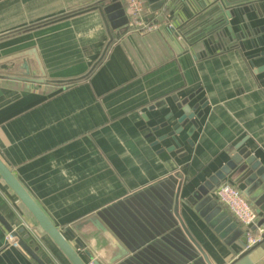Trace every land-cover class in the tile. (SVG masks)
I'll use <instances>...</instances> for the list:
<instances>
[{
    "label": "crops",
    "instance_id": "1",
    "mask_svg": "<svg viewBox=\"0 0 264 264\" xmlns=\"http://www.w3.org/2000/svg\"><path fill=\"white\" fill-rule=\"evenodd\" d=\"M100 1L0 0V157L87 263L90 254L100 264H207L173 212L178 191L194 241L211 264H229L242 247L226 244L186 197L238 144L264 165V72L246 57L248 39L244 51L237 44L242 22L218 0H171L150 17L144 0L157 27L110 28L109 39L91 7ZM170 9L179 34L165 26ZM242 17L244 27L264 22L254 8ZM190 94L206 101L177 144L167 115ZM225 181L243 190L228 174L209 192L232 215L214 195ZM0 214L46 264H70L1 176ZM0 264H38L1 222Z\"/></svg>",
    "mask_w": 264,
    "mask_h": 264
},
{
    "label": "water",
    "instance_id": "2",
    "mask_svg": "<svg viewBox=\"0 0 264 264\" xmlns=\"http://www.w3.org/2000/svg\"><path fill=\"white\" fill-rule=\"evenodd\" d=\"M218 1V5L224 15L228 18L232 15H237L240 18L243 28L235 34L237 44L239 48L244 51L245 45L243 40L248 39L254 51L249 53L246 57L251 66L254 67L255 72H264V22L262 24H258L257 26H252L248 22L247 26L244 27L242 17L245 12L254 8L257 9L259 16H263L264 18V0ZM146 2L149 6L148 16L150 17L154 14V12L165 11L171 0H146ZM91 7L98 8L102 19L108 28L109 39H112L110 28L116 30V33L119 34L121 31L129 27V17L123 0H101L97 6L94 5ZM169 12L173 13V10L170 9ZM148 16L145 18L148 19ZM228 28L229 30L231 29L230 26ZM232 40L233 37L230 35L224 38V41L226 42ZM256 61H259L258 64L255 63ZM21 66L24 69V72L29 74L30 71L28 70L25 60ZM261 79L264 84V76ZM39 81H43V79L39 78ZM192 100L193 95L190 94L183 99L176 101L175 107L176 110L179 111V114L175 115V112L172 110L167 115V118L174 117L175 119L171 124V128L169 132H167V135L171 136L177 144H179V140L175 134L179 133L180 130L189 122L190 126L188 132L190 128L197 125L196 118L200 117L202 113L201 109L197 110L198 105L202 106L204 101H206L205 98L196 102H192ZM167 122L168 120L165 121L164 124H167ZM235 150L236 151L230 153L229 159L224 162L214 174L209 176L202 184L198 185L191 192V194L186 197V201L193 206L194 210L203 217V219L213 228V230L224 240L226 244L231 246L234 242H237L240 247H242L239 252L235 249L233 250L236 253V256L229 264H264V236L261 242L251 248L243 249L246 236L242 225L224 208H222L209 192L212 185L220 178H223L228 174H235V181L238 184H243V193L258 206L259 210H264V165L247 147L238 144L236 145ZM0 176L32 214L41 230L52 239L70 264H100L97 260L93 259L90 254H88L91 258L90 263H87L83 259L75 245L72 244V242L64 235L62 229L54 224L46 215V213L42 210L1 157ZM174 176H179V173L176 172ZM169 178L174 179L173 175H170ZM177 192L174 196L175 204L173 206V212L180 221L184 232L190 240H192L198 250L202 252L204 260L207 264H211L206 254L202 251V248L194 241L188 232L183 220L178 214ZM262 220L263 219L259 222ZM0 222L10 233L14 242L21 246L35 262L38 264H46L37 254V246L32 247L31 244L33 240H26L28 233L23 234V236L20 235L23 228L16 229L12 227L1 214ZM64 230L74 238L75 244L83 248V244L74 237V233L69 227L64 228ZM260 256H262V258L258 259Z\"/></svg>",
    "mask_w": 264,
    "mask_h": 264
},
{
    "label": "built area",
    "instance_id": "3",
    "mask_svg": "<svg viewBox=\"0 0 264 264\" xmlns=\"http://www.w3.org/2000/svg\"><path fill=\"white\" fill-rule=\"evenodd\" d=\"M126 11L129 17V28L145 32L157 27V23L145 18L146 5L144 0H126ZM169 14L172 16L173 13L169 12ZM169 14H167V19L164 22L165 26L179 34L178 25L173 16V21L171 20ZM214 195L242 225L246 236L243 249L251 248L263 240L264 219L259 222L257 210L240 188L227 181L221 182L215 186Z\"/></svg>",
    "mask_w": 264,
    "mask_h": 264
},
{
    "label": "trees",
    "instance_id": "4",
    "mask_svg": "<svg viewBox=\"0 0 264 264\" xmlns=\"http://www.w3.org/2000/svg\"><path fill=\"white\" fill-rule=\"evenodd\" d=\"M177 18H178V16H177ZM177 18H174V19H175V21H176L177 25H179V23H181V22H180V21H178V20H177ZM224 42H226V41H224ZM227 42H230V41H227Z\"/></svg>",
    "mask_w": 264,
    "mask_h": 264
}]
</instances>
